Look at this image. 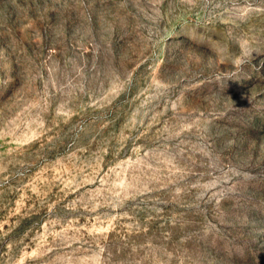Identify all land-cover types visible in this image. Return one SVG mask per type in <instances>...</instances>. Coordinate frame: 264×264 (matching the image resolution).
<instances>
[{
	"label": "rangeland",
	"instance_id": "1",
	"mask_svg": "<svg viewBox=\"0 0 264 264\" xmlns=\"http://www.w3.org/2000/svg\"><path fill=\"white\" fill-rule=\"evenodd\" d=\"M0 264H264V0H0Z\"/></svg>",
	"mask_w": 264,
	"mask_h": 264
}]
</instances>
